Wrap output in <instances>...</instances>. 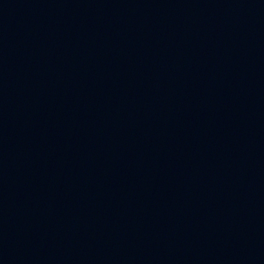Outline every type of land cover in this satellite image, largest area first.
I'll return each instance as SVG.
<instances>
[{
	"label": "water",
	"instance_id": "obj_1",
	"mask_svg": "<svg viewBox=\"0 0 264 264\" xmlns=\"http://www.w3.org/2000/svg\"><path fill=\"white\" fill-rule=\"evenodd\" d=\"M0 264H264V79L116 135L0 154Z\"/></svg>",
	"mask_w": 264,
	"mask_h": 264
}]
</instances>
